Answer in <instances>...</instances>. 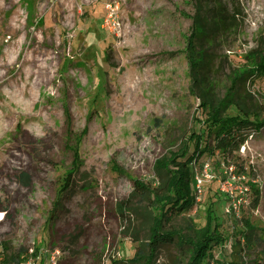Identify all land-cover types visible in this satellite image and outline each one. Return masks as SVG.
<instances>
[{
    "label": "rangeland",
    "instance_id": "rangeland-1",
    "mask_svg": "<svg viewBox=\"0 0 264 264\" xmlns=\"http://www.w3.org/2000/svg\"><path fill=\"white\" fill-rule=\"evenodd\" d=\"M199 1L0 0V264L19 251L21 264H129L147 241L152 211L134 181L157 185L156 161L201 131L186 58ZM218 1L242 12L241 28L206 48L222 98L229 76L254 51L264 55V0L209 4ZM33 52L48 68L39 79L21 70ZM247 90L264 122V78ZM76 157L73 196L51 219ZM205 167L211 180L174 226L201 230L212 207L225 241L214 260L264 264L262 244L243 250L239 241L246 223L264 238V128L228 160L204 155L194 179ZM178 254L167 250L156 264Z\"/></svg>",
    "mask_w": 264,
    "mask_h": 264
},
{
    "label": "trees",
    "instance_id": "trees-1",
    "mask_svg": "<svg viewBox=\"0 0 264 264\" xmlns=\"http://www.w3.org/2000/svg\"><path fill=\"white\" fill-rule=\"evenodd\" d=\"M209 2L211 0L197 2L186 49L191 90L200 101L203 116L200 120L201 131L192 134L178 152H170L169 156L156 161L154 171L157 185L149 188L134 181L140 200L142 203L148 202L152 212L148 218V239L141 243L129 264H156L167 250H175L182 257L181 261L173 264H222L215 261L213 256V250L221 247L225 241L217 234V228L213 227L215 212L212 207L207 210V224L201 230H196L192 225L184 232L174 226V220L184 217L197 206L192 170L199 160L206 154L216 153L228 160L240 152L253 134L260 133L264 128V122L259 121L260 108L255 102V96L247 90L248 83L253 84L257 79L264 78V55L262 57L260 52L254 51L247 58L248 66L229 76L230 87L222 98L214 90L213 77L219 74L215 66L217 57L206 48L239 30L242 26V12L238 8L230 9L220 1L213 2V5ZM79 170V159L76 157L72 170L63 178L51 211V219L55 212L61 211L71 200L74 177ZM23 177L27 178L25 175ZM256 196L257 206L258 192ZM118 209L125 216V204ZM258 231L246 223L245 230L239 234V241L243 250H254L262 244L260 254L264 256V238L258 236ZM4 250L9 252L7 247ZM25 254V251H19L5 257L3 261L5 264H21Z\"/></svg>",
    "mask_w": 264,
    "mask_h": 264
},
{
    "label": "bare ground",
    "instance_id": "bare-ground-1",
    "mask_svg": "<svg viewBox=\"0 0 264 264\" xmlns=\"http://www.w3.org/2000/svg\"><path fill=\"white\" fill-rule=\"evenodd\" d=\"M35 52H33L30 56V58H26L22 64L21 70L22 72L27 70V75L29 77L32 76H37L38 79L41 77V74L43 71H48V68L45 67L46 62H42L40 60H38L35 56H34Z\"/></svg>",
    "mask_w": 264,
    "mask_h": 264
},
{
    "label": "built area",
    "instance_id": "built-area-1",
    "mask_svg": "<svg viewBox=\"0 0 264 264\" xmlns=\"http://www.w3.org/2000/svg\"><path fill=\"white\" fill-rule=\"evenodd\" d=\"M206 168V167H205ZM210 172H209V169L208 168H206V169H204V172H203V174L199 177V176H196V178L194 179V183H193V185H194V188H195V192H196V194L198 193H200L201 192V188H202V185H203V182L204 181H207V180H211V176H210V174H209ZM197 196V195H196ZM52 261L54 262L55 261V259L54 258H52ZM56 264V263H55Z\"/></svg>",
    "mask_w": 264,
    "mask_h": 264
}]
</instances>
